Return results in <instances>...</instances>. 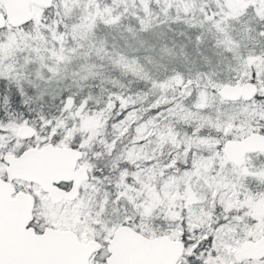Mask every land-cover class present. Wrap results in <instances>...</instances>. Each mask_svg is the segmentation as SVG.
<instances>
[{
  "label": "snow or ice",
  "instance_id": "obj_1",
  "mask_svg": "<svg viewBox=\"0 0 264 264\" xmlns=\"http://www.w3.org/2000/svg\"><path fill=\"white\" fill-rule=\"evenodd\" d=\"M0 264H264V0H0Z\"/></svg>",
  "mask_w": 264,
  "mask_h": 264
}]
</instances>
